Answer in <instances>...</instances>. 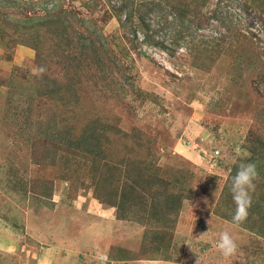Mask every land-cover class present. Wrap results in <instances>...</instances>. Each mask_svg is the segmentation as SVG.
Instances as JSON below:
<instances>
[{
	"label": "rangeland",
	"instance_id": "rangeland-1",
	"mask_svg": "<svg viewBox=\"0 0 264 264\" xmlns=\"http://www.w3.org/2000/svg\"><path fill=\"white\" fill-rule=\"evenodd\" d=\"M121 3L0 0V264H264L262 26L232 2L241 35L192 55L181 42L170 57L122 27L112 10ZM52 10L75 15L67 24L95 32L112 61L60 93L53 83L71 76L20 43L13 23ZM217 32L206 25L194 36ZM250 162L259 172L251 218L234 225L230 176ZM171 193L181 195L178 213L152 219ZM223 231L238 246L230 257L216 247Z\"/></svg>",
	"mask_w": 264,
	"mask_h": 264
},
{
	"label": "trees",
	"instance_id": "trees-1",
	"mask_svg": "<svg viewBox=\"0 0 264 264\" xmlns=\"http://www.w3.org/2000/svg\"><path fill=\"white\" fill-rule=\"evenodd\" d=\"M121 2L120 8L112 7V10L114 17L121 22L122 27L130 26L133 38L140 30L143 34V42L153 44L156 48L167 52L170 57L175 56L181 42L187 43L185 48L187 54L190 55L194 53L197 46H220L226 40V35H230L236 30L232 28V16L226 11V8L232 2L236 3V6L244 14L250 15L251 20L254 21L257 17L259 25L262 26L260 31L264 35V0H121ZM119 11H125L123 21H121ZM134 16L137 19V24L132 23ZM75 17V15L68 14L66 11L52 10L43 16L35 15L31 19L13 20V23L18 26L17 29L20 30L18 34L22 38L20 43L29 41L32 48L37 52L40 61L44 58L53 59L55 57L59 59L58 64L66 71L65 74L68 73L71 76L65 85L53 83V91L58 90L59 93L62 92L61 87L66 90L70 87L73 89V80L74 86L79 84L82 73L92 72L97 68L98 70L107 71L110 67L109 64L112 62L110 52L104 44L95 47L93 40L95 32L90 36L82 37V34H79L67 24L70 18L75 19ZM32 22L36 24L34 28L27 27L28 24L33 26ZM206 25L209 28L214 27V30L218 31V36L210 37L211 39H208V41L203 37L201 40H196L194 32ZM220 29H226V32L222 33L219 31ZM168 31L170 32V43H172L171 48L154 39L160 33L165 35ZM236 32L241 35L239 31L236 30ZM46 44L50 45L47 46ZM117 50V53L119 52L123 56L126 55L122 47L118 46ZM46 53H50L51 57L45 56ZM105 57L109 58L104 59ZM53 78L61 80L56 76ZM85 152L88 155H93V152L88 148ZM104 181L107 180L104 179ZM132 191L134 190L132 189ZM146 193H149L153 198H158L160 194L159 191H153L150 188H146ZM180 196L177 193H171L165 199H162L159 205L153 204V208H158L164 202L162 205L163 211H159V214H151L152 219L160 215L163 218V223H165L172 214L178 213L179 207L177 206H179ZM229 198L233 200L232 196ZM141 201L143 206V197ZM248 218H251L250 211Z\"/></svg>",
	"mask_w": 264,
	"mask_h": 264
},
{
	"label": "clouds",
	"instance_id": "clouds-1",
	"mask_svg": "<svg viewBox=\"0 0 264 264\" xmlns=\"http://www.w3.org/2000/svg\"><path fill=\"white\" fill-rule=\"evenodd\" d=\"M236 151L240 149L237 148ZM258 177L259 172L254 162L240 164L235 174L230 176V191L235 204L231 223L234 225L243 224L247 220ZM216 247L223 256L230 257L236 253L238 246L233 236L228 231H223L219 234Z\"/></svg>",
	"mask_w": 264,
	"mask_h": 264
}]
</instances>
